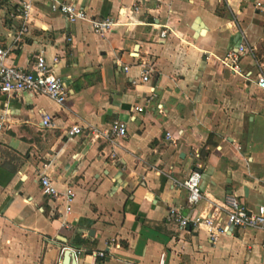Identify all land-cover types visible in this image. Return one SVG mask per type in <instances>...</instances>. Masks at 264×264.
I'll return each instance as SVG.
<instances>
[{
    "label": "crops",
    "instance_id": "0c3cea01",
    "mask_svg": "<svg viewBox=\"0 0 264 264\" xmlns=\"http://www.w3.org/2000/svg\"><path fill=\"white\" fill-rule=\"evenodd\" d=\"M67 1L86 18L65 22L56 7ZM138 1L30 0L28 29L16 42V6L0 0L3 63L26 68L38 52L49 64L56 58L66 91L61 104L0 95V264H61L64 249L75 264H264V229L211 241L202 228L177 231L165 218L170 206L190 214L175 182L191 170L200 172L196 213L226 196L250 210L264 205V89L255 82L264 77V3L145 1L134 17L157 22L164 39L145 24L128 34L92 30L88 18L126 15ZM239 43L250 49L241 75L220 62ZM41 113L51 127L40 125ZM114 120L126 135L109 141L102 132ZM71 126L80 132L67 135ZM39 174L59 192L71 188L67 210L42 195Z\"/></svg>",
    "mask_w": 264,
    "mask_h": 264
},
{
    "label": "built area",
    "instance_id": "2783aa9c",
    "mask_svg": "<svg viewBox=\"0 0 264 264\" xmlns=\"http://www.w3.org/2000/svg\"><path fill=\"white\" fill-rule=\"evenodd\" d=\"M16 6L17 17L19 18V27L14 33L13 40L20 41L28 29L29 15L31 11L30 0H11ZM151 1L154 8L160 0H141L131 5L126 15H105L99 18H88L91 28L95 33H102L105 30L114 29L121 26L128 34L134 31L138 25H149L153 29H157V37L164 39L167 35L166 29L162 28L157 22L143 23L135 19L134 14L138 13L143 2ZM264 0H255L254 6L260 8ZM56 9L62 15L65 22L71 23L77 19H85V11L82 7H78L71 1L61 2ZM145 13L151 9L144 7ZM250 49L244 44L239 43L234 50H230L221 59V64L229 69L233 74L241 75L242 71L239 67V59L242 55L248 53ZM8 49L0 47V95H19L26 93L28 95H45L57 104L63 103L66 97V91L62 81L53 70L56 58L51 63H47L41 52L32 56L27 62L26 68L6 65L3 59L6 57ZM141 81H148L149 68L144 63H140ZM256 85L264 89V77L261 73L255 75ZM135 111H141V107H134ZM40 125L42 127H51V116L41 113ZM1 127V121H0ZM80 132L78 126H71L67 131V135H74ZM103 137L109 141H115L125 137V124L119 121H112L108 127L102 132ZM164 138L170 142L173 139L169 133L164 134ZM200 172L191 170L182 181L175 182V187H182L186 190V205L191 209L189 215H183L181 211L170 206L167 209L165 218L172 223L177 231H191L195 228H202L208 239L213 241L218 235L226 234L232 229L259 228L264 229V205H258L254 210L246 208L243 203L235 197L226 196L220 205L212 207L205 213H196L194 206L201 199L199 190ZM39 190L48 199L61 198L64 202L65 210L68 209V202L72 198L70 187H65L63 192H59L54 183L45 174H39L37 177ZM99 255H102L99 253Z\"/></svg>",
    "mask_w": 264,
    "mask_h": 264
},
{
    "label": "water",
    "instance_id": "95a60500",
    "mask_svg": "<svg viewBox=\"0 0 264 264\" xmlns=\"http://www.w3.org/2000/svg\"><path fill=\"white\" fill-rule=\"evenodd\" d=\"M69 260V264H75L74 254L70 249H64L62 251V261L61 264H67Z\"/></svg>",
    "mask_w": 264,
    "mask_h": 264
},
{
    "label": "rangeland",
    "instance_id": "374dc122",
    "mask_svg": "<svg viewBox=\"0 0 264 264\" xmlns=\"http://www.w3.org/2000/svg\"><path fill=\"white\" fill-rule=\"evenodd\" d=\"M240 201V200H239ZM254 210V209H253Z\"/></svg>",
    "mask_w": 264,
    "mask_h": 264
}]
</instances>
